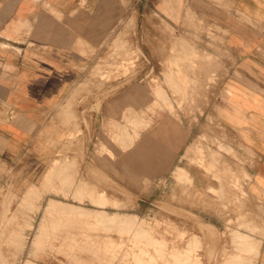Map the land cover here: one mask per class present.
<instances>
[{
	"label": "rangeland",
	"instance_id": "1",
	"mask_svg": "<svg viewBox=\"0 0 264 264\" xmlns=\"http://www.w3.org/2000/svg\"><path fill=\"white\" fill-rule=\"evenodd\" d=\"M108 1L101 43L86 36L84 79L0 169V264H258L264 204L206 102L225 72L214 26L190 0ZM131 85L143 111L99 121L101 104ZM163 112L193 130L168 169L137 149L144 118Z\"/></svg>",
	"mask_w": 264,
	"mask_h": 264
},
{
	"label": "crops",
	"instance_id": "2",
	"mask_svg": "<svg viewBox=\"0 0 264 264\" xmlns=\"http://www.w3.org/2000/svg\"><path fill=\"white\" fill-rule=\"evenodd\" d=\"M189 6L221 39L216 53L225 72L206 102L241 144L248 193L264 204V0H190ZM175 7L164 9L167 14L181 10ZM112 8L111 1L102 0H0V169L19 161L31 137L80 85L86 36L90 44L101 43L102 24L108 21L103 16ZM57 14L66 28L57 27ZM168 21L184 24L183 18ZM95 50L99 54L100 46ZM144 93L142 87L127 86L101 104L97 119L123 121L124 110L143 111ZM144 121L151 123L137 131L138 151L160 169L170 168L193 130L170 112L148 114ZM258 264H264V250Z\"/></svg>",
	"mask_w": 264,
	"mask_h": 264
},
{
	"label": "bare ground",
	"instance_id": "3",
	"mask_svg": "<svg viewBox=\"0 0 264 264\" xmlns=\"http://www.w3.org/2000/svg\"><path fill=\"white\" fill-rule=\"evenodd\" d=\"M237 173H238V172H237ZM64 225H65V224H64ZM66 225L70 226V224L68 223V221H67V224H66ZM70 227H71V226H70ZM68 228H69V227H68ZM208 228H209V227H208ZM261 228H262V227H261ZM262 229H263V228H262ZM262 229H261V230H262ZM207 230H208V229H207ZM64 231H65V230H64ZM139 231H140V230H139ZM142 231H143V230H142ZM142 231H140V232H142ZM209 231H210V229H209ZM211 231H212V230H211ZM211 231H210V232H211ZM61 232H62V231H61ZM262 232H263V231H262ZM57 233H58V232H57ZM67 233H68V232H67ZM212 233H213V232H212ZM141 234L144 235L143 232H142ZM203 234H204V233H203ZM146 235H147V234H146ZM65 236H66V235H65ZM137 236H139V235H137ZM59 237H61V236L59 235L58 238H59ZM140 237H141V235H140ZM68 238H71V237H68ZM147 238L149 239L150 237H147ZM204 238H205V237H204ZM247 238H249V237H247ZM73 239H74V238H73V236H72V240H73ZM84 239H85V238H84ZM146 240H147V239H146ZM245 240H246V238H245ZM245 240H244V241H245ZM94 241H95V240H94ZM111 241H112V240H111ZM150 241H151V240H150ZM244 241H243V242H244ZM248 241H249V240H248ZM212 242H213V241H212ZM245 242H246V241H245ZM250 242H252V241H250ZM84 243H85V242H84ZM148 243H149V242H148ZM246 243H247V242H246ZM78 245H79V244H78ZM116 247H117V246H116ZM91 249H92V248H91ZM95 257H96V256H95ZM95 257H92V258L95 259ZM101 263H102V262H101ZM106 263H107V262H106Z\"/></svg>",
	"mask_w": 264,
	"mask_h": 264
}]
</instances>
